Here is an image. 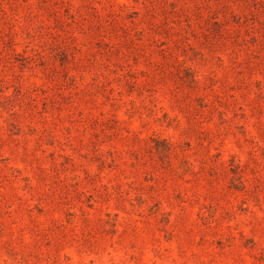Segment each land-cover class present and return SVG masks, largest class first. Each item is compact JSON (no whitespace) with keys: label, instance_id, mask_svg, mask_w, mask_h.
Returning <instances> with one entry per match:
<instances>
[{"label":"rangeland","instance_id":"obj_1","mask_svg":"<svg viewBox=\"0 0 264 264\" xmlns=\"http://www.w3.org/2000/svg\"><path fill=\"white\" fill-rule=\"evenodd\" d=\"M0 264H264V0H0Z\"/></svg>","mask_w":264,"mask_h":264}]
</instances>
